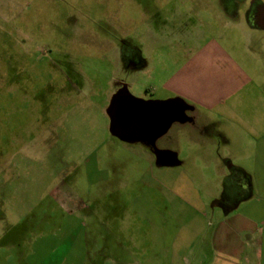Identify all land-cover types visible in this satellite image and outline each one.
Segmentation results:
<instances>
[{"label": "rangeland", "instance_id": "obj_1", "mask_svg": "<svg viewBox=\"0 0 264 264\" xmlns=\"http://www.w3.org/2000/svg\"><path fill=\"white\" fill-rule=\"evenodd\" d=\"M249 1L0 0V264L213 261L210 205L220 191L198 179L212 175L194 148L176 140L183 165L152 170L138 146L105 127L106 93L123 77L115 56L125 49L132 62L149 33L152 65L165 59L172 74L192 27L250 81L234 119L221 120L229 143L217 138L204 160L226 159L247 175L248 197L234 212L251 231L234 236L264 264V31L244 24ZM237 118L259 124L247 132Z\"/></svg>", "mask_w": 264, "mask_h": 264}, {"label": "crops", "instance_id": "obj_2", "mask_svg": "<svg viewBox=\"0 0 264 264\" xmlns=\"http://www.w3.org/2000/svg\"><path fill=\"white\" fill-rule=\"evenodd\" d=\"M224 16L227 17L225 13ZM153 36L147 34L141 44L142 51L138 52L136 59L132 62L123 60L120 54L115 56L118 73L123 77L115 81L106 93L108 105L104 110L107 118L105 127L107 126L109 135L115 140L129 146H138L139 149L134 151L135 154H138L142 162L146 163L152 170H170L181 167L183 162L180 161L172 146L176 140H183L189 144L190 149L194 148V156L200 158L211 172L212 176L208 178V181L203 177H198V179L206 184L205 188L212 187L216 188V191H220L229 168L238 169L230 166L228 160L223 158H220L219 162L215 164L204 159H209L212 152L209 147L214 144L216 146L217 138L221 139L223 144L229 143L222 136L219 137L218 130L221 120L230 121V119H234L233 107L239 104L238 98L235 97L240 96L250 81L245 73L240 71L229 59L227 53L220 49L215 40L207 38L202 31L193 29V27L190 31L187 30L183 33L184 38L182 37V39L185 44L182 47L183 52L180 57L183 58V62H180L178 68L170 74L169 61L159 60L157 57V66L152 65L149 54L153 46ZM150 64L151 67H149ZM138 79H143L146 84H138ZM136 85L141 87L140 93L132 94L130 90L132 88L137 89ZM123 87L126 88L132 98L140 101L143 106L141 110L133 108L129 114L122 105L121 114H118V117L122 119L131 117L128 126L130 125L132 130L130 133L126 130L120 132L123 137L120 139L112 136L109 131L110 123L107 109L112 97ZM172 99H180L192 108L191 111L185 113L186 121L173 123L163 135L157 138H155L151 125L148 123H146L147 130H142V124H145L144 122L151 115V112L149 113L150 108L146 104ZM236 120L247 132L259 124L252 120L247 121L240 118ZM126 124L123 123L122 125L126 127ZM174 125H187L189 130L182 134L176 133L177 137L173 139L168 135ZM215 125L216 127H214ZM128 135L133 137L134 143L125 141L128 139L125 138ZM238 171L247 177L243 171ZM217 197L211 198L210 205V209L216 210L218 214L217 230L213 233L214 244L211 248L214 259L207 264H256V255L253 254L248 240H240L234 236L236 232L247 234L251 231L250 222L234 212L242 201L234 208L225 211L217 204Z\"/></svg>", "mask_w": 264, "mask_h": 264}, {"label": "water", "instance_id": "obj_3", "mask_svg": "<svg viewBox=\"0 0 264 264\" xmlns=\"http://www.w3.org/2000/svg\"><path fill=\"white\" fill-rule=\"evenodd\" d=\"M250 25L252 29L264 31V5L259 9L256 16H254ZM122 105L129 114H131L133 108H139L141 110L143 106L140 101L132 98L128 94L125 87L112 97L107 109L110 123L109 131L112 136L120 139L123 138L120 132L126 130L130 133L132 130L130 125L128 126L131 117L124 119L118 117V114H121ZM146 105L150 108L149 113L151 112V115L148 120L144 122L145 124H142L143 126L141 128L142 130H147L148 127H146V123L151 125V130L154 132L155 138L163 135L173 123H184L186 121L185 113L192 110L191 107L187 106L180 99H172L165 102H150ZM123 123H127L126 127L122 125ZM125 138H128L125 140L127 143L135 142L131 135Z\"/></svg>", "mask_w": 264, "mask_h": 264}, {"label": "flooded vegetation", "instance_id": "obj_4", "mask_svg": "<svg viewBox=\"0 0 264 264\" xmlns=\"http://www.w3.org/2000/svg\"><path fill=\"white\" fill-rule=\"evenodd\" d=\"M249 6L246 10H244V17L243 21L244 24L248 29L255 30L251 28V22L254 16H256L257 12L261 7L263 6L262 3H260L257 0H250ZM228 4H226V9H228ZM224 10L225 14H229L232 17L235 18L234 12H227L228 10ZM125 52V53H124ZM120 57L123 60H127L126 56L130 57V54L126 53L125 49L120 51ZM128 54V55H127ZM136 52L134 54V58L136 59ZM134 59V60H135ZM131 61V60H130ZM133 61V59H132ZM246 177L240 173L238 170L234 168H229L227 175L222 183V187L220 190V193L217 197V204L223 209V210H230L231 208H234L238 203L245 200L247 198V191L249 189L248 182L245 179Z\"/></svg>", "mask_w": 264, "mask_h": 264}]
</instances>
